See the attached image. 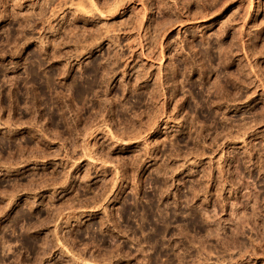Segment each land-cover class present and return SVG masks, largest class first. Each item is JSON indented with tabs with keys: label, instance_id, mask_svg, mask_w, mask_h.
I'll return each mask as SVG.
<instances>
[{
	"label": "rangeland",
	"instance_id": "rangeland-1",
	"mask_svg": "<svg viewBox=\"0 0 264 264\" xmlns=\"http://www.w3.org/2000/svg\"><path fill=\"white\" fill-rule=\"evenodd\" d=\"M0 264H264V0H0Z\"/></svg>",
	"mask_w": 264,
	"mask_h": 264
},
{
	"label": "bare ground",
	"instance_id": "bare-ground-1",
	"mask_svg": "<svg viewBox=\"0 0 264 264\" xmlns=\"http://www.w3.org/2000/svg\"><path fill=\"white\" fill-rule=\"evenodd\" d=\"M65 1H66V0H65ZM53 2H55V1H53ZM67 2H68V1H67ZM69 2H70V1H69ZM70 3H71V2H70ZM115 3H116V5H117V7H118L120 1H119V3H118V2H115ZM49 4H51V3H49ZM62 4H63V3H61V6H62ZM82 4H83V3H82ZM82 4H81V5H80V3L77 4V5L75 4V7L77 6V7L75 8V11H78V10H79V11L81 12V9H82L81 7L83 6ZM72 5H73V4H72ZM78 6H79V7H78ZM45 7H46V6H45ZM117 7H115V8H117ZM79 8H81V9H79ZM83 8H84V7H83ZM115 10H116V9H115ZM115 10H113V11H115ZM97 11H98V10H97ZM108 11H109V10H108ZM86 12H87V11H86ZM110 12H111V9H110ZM81 13H82V12H81Z\"/></svg>",
	"mask_w": 264,
	"mask_h": 264
}]
</instances>
